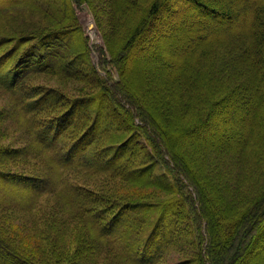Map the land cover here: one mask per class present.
Here are the masks:
<instances>
[{
	"label": "trees",
	"instance_id": "1",
	"mask_svg": "<svg viewBox=\"0 0 264 264\" xmlns=\"http://www.w3.org/2000/svg\"><path fill=\"white\" fill-rule=\"evenodd\" d=\"M20 8L0 29V264H264V0H0Z\"/></svg>",
	"mask_w": 264,
	"mask_h": 264
},
{
	"label": "rangeland",
	"instance_id": "2",
	"mask_svg": "<svg viewBox=\"0 0 264 264\" xmlns=\"http://www.w3.org/2000/svg\"><path fill=\"white\" fill-rule=\"evenodd\" d=\"M183 11H186V12H194L192 8H188L186 6H183L182 7ZM29 13H26L24 10H22L21 8L19 10H16V11H12V12H9V13H4L2 16H0V29L3 28V27H7V26H11V25H18V26H22L24 24H21L23 22L24 19L27 18ZM79 21L82 22V26L84 27L85 31L87 32L89 38H90V45L92 46V56H93V60H95V62L98 64H100V56H99V47H101V45H103V40H102V37H101V34L100 32L97 31V26L95 24V21H94V18H93V15L92 14H82V12L79 13ZM190 21V23L192 24L194 21L197 22V21H202V19L195 15L193 17H191L188 22ZM188 22L186 24H183L180 26V28H177L173 33L172 35L175 36L176 34H179L181 30H184L188 27H190V25L188 24ZM203 23V26H206V28H209V30L212 28V24H210L209 22L207 21H202ZM169 37H171L170 34H168ZM181 43H183L182 45L178 46V47H174L172 49H168L167 48V51L169 50V55L171 57H176V55L178 53L176 52H179V51H182L184 48V42L181 40ZM163 48V47H162ZM166 48V47H165ZM94 54V55H93ZM169 62L166 61V60H163L161 63H160V68L163 69V70H169L171 69L169 64ZM131 63L128 64V68H130ZM145 64V67L148 69V68H151V67H155V65L151 62H147L146 60H144V62L142 63V65ZM153 64V65H152ZM145 72H143L144 74ZM117 77V76H116ZM233 106H236L237 109L239 110H244V112L246 113V116H247V119L249 120L250 118H252V110H253V105L252 104H249V102H246V101H238L237 99H234L233 100ZM111 124L113 125H117V122L116 121H113L111 122ZM236 126H238V124H234ZM219 129L220 130V133L219 135L222 136L224 139H228V136H231V133L233 132V129L234 127H230L229 125H224V126H214V125H210V127L204 129V130H201L200 132L198 133H195L197 135H200L201 138H203L204 136H209L211 134V132L213 130H217ZM194 140H196L194 138ZM8 187L5 185V184H0V194H2L3 192H8ZM255 249V248H254ZM254 253H250V255H253Z\"/></svg>",
	"mask_w": 264,
	"mask_h": 264
}]
</instances>
